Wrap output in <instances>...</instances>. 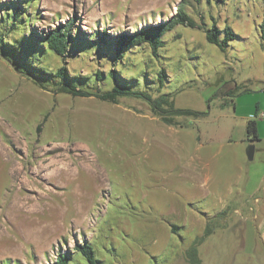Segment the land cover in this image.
I'll list each match as a JSON object with an SVG mask.
<instances>
[{
	"label": "rangeland",
	"instance_id": "rangeland-1",
	"mask_svg": "<svg viewBox=\"0 0 264 264\" xmlns=\"http://www.w3.org/2000/svg\"><path fill=\"white\" fill-rule=\"evenodd\" d=\"M180 3L199 27L166 30L156 57L143 43L111 63L117 35L165 23ZM6 12L23 29L7 23L2 36L34 40L72 19L78 50H89L42 62L64 66L66 81L105 90L109 81L72 76L113 67L120 84L201 115L168 124L142 97L45 89L0 56V264H52L59 253L89 264L75 248L83 242L98 264H189L185 250L205 228L198 264H264L252 216L264 201V116L259 140L246 132L247 114L264 106L263 0H0ZM213 22L220 38L227 25L235 32L223 49L205 38ZM222 86L234 95L215 96Z\"/></svg>",
	"mask_w": 264,
	"mask_h": 264
},
{
	"label": "trees",
	"instance_id": "trees-1",
	"mask_svg": "<svg viewBox=\"0 0 264 264\" xmlns=\"http://www.w3.org/2000/svg\"><path fill=\"white\" fill-rule=\"evenodd\" d=\"M199 2L200 0H194ZM210 1V0H207ZM264 1V0H263ZM22 17V16H21ZM10 23L12 28L10 32H21L22 27L18 26L20 23V16L18 12H12L9 14L6 12L3 16H0V29L8 30L4 27V24ZM180 24L188 27H199L196 21L185 11L183 4H178L174 14H172L165 23L158 24L147 28L140 29L133 33L120 34L116 36L113 49L114 56H109V60L113 63L114 59L118 63L119 59L123 57L124 51L129 49L131 46L141 45L146 43L149 45L150 51L153 56H157L158 48L163 45L161 39L162 34ZM72 25V19L67 20L64 24H59L53 29H48L40 35L38 40L32 39V34L29 36H21L16 38L14 35L8 36L0 31V56L6 60H12L15 65V70L30 79L36 85L42 88H53V90L62 93H68L74 96L86 97L94 95L97 98L110 102H117L118 97L121 96H134L142 97L150 106L151 111L154 115L159 116L164 122L168 124H176L173 120L174 115L178 114H193L195 116L201 115V112H196L190 109H179L173 108V101L168 98L167 94H161L155 98L144 90L133 89L127 87V85L120 84L117 82L116 70L113 67H109L104 73L102 70H89L90 74L77 75L73 74L72 78H90L97 82L109 81L111 86L105 90H102L99 86L94 87H81L76 85V81H66V70L64 66L57 67L55 70L49 69L48 65H43V60L47 59L48 55H56L61 58L68 55V51L74 49L76 51L86 52L89 48H82L78 50V47H82L79 40L73 37L71 34L70 26ZM201 27V26H200ZM219 27L213 22L210 26L204 27L205 38L208 42L217 45L223 49L227 42L235 36V32L230 26L224 27V35L222 38L219 37ZM261 35L264 37V21L261 23ZM97 43L103 46L108 45V41L101 36L97 38ZM92 42L91 44H93ZM89 44V45H91ZM91 47V46H89ZM124 50V51H123ZM12 52V53H11ZM38 52L44 54V58H38L36 55ZM19 53V55H18ZM81 53V52H79ZM118 55V56H117ZM46 56V57H45ZM37 60V61H35ZM10 62V61H9ZM97 62V60H96ZM108 62V60H107ZM157 85L162 86L164 79V68H161L156 72ZM236 88L225 89L224 86L215 92V96H233ZM41 123H38L36 130L39 131ZM247 135L252 139L258 140L257 125L255 119H248L246 123ZM175 229V226L171 227ZM210 233L208 228H205L202 235L194 239L193 244L185 250V254L189 264H198L199 258L197 257L196 246L203 241L205 236ZM75 248L77 252L85 258L89 264H98V258L95 257V252L91 244L83 242L76 244ZM52 264H71L69 261L68 254L59 253L57 254Z\"/></svg>",
	"mask_w": 264,
	"mask_h": 264
},
{
	"label": "crops",
	"instance_id": "crops-1",
	"mask_svg": "<svg viewBox=\"0 0 264 264\" xmlns=\"http://www.w3.org/2000/svg\"><path fill=\"white\" fill-rule=\"evenodd\" d=\"M262 116H264V106H261L258 104L255 108V111H250L247 114L246 118H247V120L248 119H255L256 125L259 129V126H260V123L262 120ZM258 140H259V138H258ZM261 150H262L261 154L264 155V148H261ZM260 199H262V201H263L264 196ZM260 199H258V200H260ZM251 210H252V208H251ZM252 216H253V218L256 219L259 230H260V232H262V235L264 238V201H263L262 205L257 204V212L254 211L252 213Z\"/></svg>",
	"mask_w": 264,
	"mask_h": 264
},
{
	"label": "water",
	"instance_id": "water-1",
	"mask_svg": "<svg viewBox=\"0 0 264 264\" xmlns=\"http://www.w3.org/2000/svg\"><path fill=\"white\" fill-rule=\"evenodd\" d=\"M253 151H254V147L251 146V147L249 148V151H248V157H249V158L252 157V155H253Z\"/></svg>",
	"mask_w": 264,
	"mask_h": 264
}]
</instances>
